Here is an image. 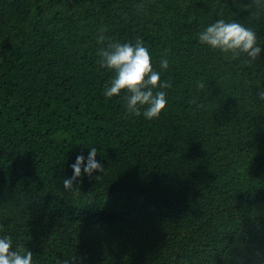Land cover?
Here are the masks:
<instances>
[{"label": "trees", "instance_id": "16d2710c", "mask_svg": "<svg viewBox=\"0 0 264 264\" xmlns=\"http://www.w3.org/2000/svg\"><path fill=\"white\" fill-rule=\"evenodd\" d=\"M221 18L256 33L251 64L199 42ZM101 27L172 81L159 118L103 95ZM261 90L264 0H0V237L33 264H264ZM91 147L104 173L66 191Z\"/></svg>", "mask_w": 264, "mask_h": 264}, {"label": "clouds", "instance_id": "9594fccd", "mask_svg": "<svg viewBox=\"0 0 264 264\" xmlns=\"http://www.w3.org/2000/svg\"><path fill=\"white\" fill-rule=\"evenodd\" d=\"M137 7L140 8L142 5H137ZM107 31V27L99 29L97 43L104 45L105 40L109 43L97 50L96 55L99 57L97 63L111 70L114 75L105 84L103 95L106 98H112L124 91L127 93L123 97L127 115L140 116L143 109V116L146 119L159 118L168 101L166 91L157 89L171 88L172 81L161 82V73L154 70L151 53L141 37H137L135 43L112 42L111 37L105 35ZM198 40L223 53H232L236 56L241 53L247 54L250 58L249 64L256 60L262 51L258 46L256 33L251 28L222 18L199 32ZM166 55L167 50L160 60V66L165 70L169 67ZM198 87L202 89L204 84L198 83ZM258 96L264 100V90L258 92ZM96 156L97 148L91 147L86 167L84 166L85 157L77 156L76 162L71 165L74 170L73 176L63 180L66 191L78 192L79 187L76 181L84 173L89 178L94 172L104 173L105 168L96 160ZM99 178L100 176L96 177L97 180ZM0 264H33V253L23 245H16L14 248L12 237L2 236L0 237ZM60 264H71V262L65 259Z\"/></svg>", "mask_w": 264, "mask_h": 264}]
</instances>
